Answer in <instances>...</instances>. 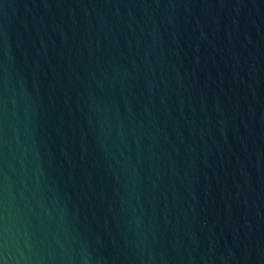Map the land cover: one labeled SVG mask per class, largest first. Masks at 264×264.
Instances as JSON below:
<instances>
[{
	"label": "water",
	"instance_id": "water-1",
	"mask_svg": "<svg viewBox=\"0 0 264 264\" xmlns=\"http://www.w3.org/2000/svg\"><path fill=\"white\" fill-rule=\"evenodd\" d=\"M0 264H264V0H0Z\"/></svg>",
	"mask_w": 264,
	"mask_h": 264
}]
</instances>
